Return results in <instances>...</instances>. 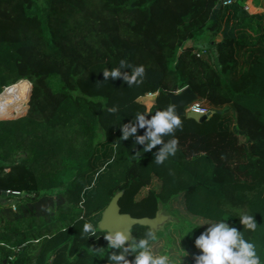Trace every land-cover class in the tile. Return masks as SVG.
Listing matches in <instances>:
<instances>
[{
  "label": "trees",
  "instance_id": "1",
  "mask_svg": "<svg viewBox=\"0 0 264 264\" xmlns=\"http://www.w3.org/2000/svg\"><path fill=\"white\" fill-rule=\"evenodd\" d=\"M245 6L0 0V94L27 109L0 105V191L8 192L0 194V264H108L106 231L80 233L85 220L98 225L119 191L121 212L135 218L170 210L176 197L190 215L240 231L238 216H254L257 229L244 237L264 264V12ZM121 59L145 67L141 84L104 81L102 71ZM185 87L211 115L181 116L178 150L157 165L161 146L143 152L121 138V126L138 111L150 118ZM176 223L193 245L201 231ZM149 228L136 224L132 234ZM154 231L171 243L166 230Z\"/></svg>",
  "mask_w": 264,
  "mask_h": 264
},
{
  "label": "clouds",
  "instance_id": "2",
  "mask_svg": "<svg viewBox=\"0 0 264 264\" xmlns=\"http://www.w3.org/2000/svg\"><path fill=\"white\" fill-rule=\"evenodd\" d=\"M104 81L122 78L128 87L138 86L143 82L145 67L143 65H132L125 59L119 61L118 66L105 68L103 71ZM109 113L115 114L118 108L113 106L107 109ZM152 112H136L129 123L121 126L122 139L134 138L136 145L143 146V152H150L157 145L161 147L153 153L154 163L163 164L178 150V140L173 135L175 130L182 127L180 116L175 112V106L170 104L164 109ZM139 129H144L142 135L137 134ZM165 137H171L165 140ZM240 223L243 231L231 226L223 219L210 220L203 225H208L194 239V246L199 254L194 255L195 264H261L260 256L257 254L256 245L244 237L245 231H255L257 222L254 216L240 214ZM199 223V221H197ZM103 224H94L85 220L81 227V237L88 238L96 236L97 229ZM197 228V227H196ZM192 224H186L184 231L192 232ZM107 240L108 264H171L169 254H156L152 242L158 240L157 233L149 228L140 236H133L131 229L108 230L104 234ZM98 249L97 251H99ZM133 259L129 260L128 257ZM182 253H177V264L182 260Z\"/></svg>",
  "mask_w": 264,
  "mask_h": 264
},
{
  "label": "rangeland",
  "instance_id": "3",
  "mask_svg": "<svg viewBox=\"0 0 264 264\" xmlns=\"http://www.w3.org/2000/svg\"><path fill=\"white\" fill-rule=\"evenodd\" d=\"M246 1V8L251 13L264 12V0H253L252 3L249 0ZM254 5L258 8H255ZM221 36H219V39ZM8 92V91H7ZM10 94V92H9ZM11 95V94H10ZM197 102V101H196ZM11 104L16 107V110L19 111V114H25L26 112L21 105L16 104L14 98L12 97L10 101L3 103V105ZM27 107V105H26ZM203 108L207 109L206 106L202 105ZM20 116V115H18ZM1 201V200H0ZM3 202H5L3 200ZM159 215L162 217V221L156 226L157 230H166L171 243L168 245L164 239H160L157 242L152 244L153 250L156 254H169L173 259L171 264H177V253H182L183 257L180 261V264H186L194 260V255L199 254V250L193 245H186V243L181 239L179 233V227L176 223V217H181L189 221L193 226L197 227L201 232L205 230L208 225H203V223L209 222L202 218H198L190 215L184 206L183 200L181 197H176L172 200L170 204V210L161 209ZM199 221V223H197Z\"/></svg>",
  "mask_w": 264,
  "mask_h": 264
},
{
  "label": "water",
  "instance_id": "4",
  "mask_svg": "<svg viewBox=\"0 0 264 264\" xmlns=\"http://www.w3.org/2000/svg\"><path fill=\"white\" fill-rule=\"evenodd\" d=\"M227 1L229 0H223V2H227ZM219 7L220 5H218L214 10L213 19L216 17ZM31 90H32V85H31ZM31 90H30V94H31ZM169 98H170V104L175 106V112L180 117L186 116L188 118H192L199 122H203L211 115V112L203 114L195 110L187 111V108L198 100V95L190 87H185L177 92L170 93ZM29 99L30 96L28 98L27 105ZM25 112H27V109ZM0 194L6 195L8 194V192L0 191ZM122 194L123 191L117 192L116 195L112 198L109 205L103 211L101 220L98 223V225L102 223L103 226L102 228L99 229L103 231H108V230L115 231L116 229H125V230L131 229L132 231L134 225L140 224V225L149 226L153 230H157L156 226L162 221V217L159 215V212L162 209V207H159L156 216L153 218L151 217L135 218L128 213L121 212V208L119 206V199L122 196Z\"/></svg>",
  "mask_w": 264,
  "mask_h": 264
},
{
  "label": "built area",
  "instance_id": "5",
  "mask_svg": "<svg viewBox=\"0 0 264 264\" xmlns=\"http://www.w3.org/2000/svg\"><path fill=\"white\" fill-rule=\"evenodd\" d=\"M231 1L232 0H229V1L224 2V3H229ZM246 8H248V7H246ZM189 110H195V111L201 112L203 114L208 113L207 109L203 108L201 106V104L199 102H196V101L187 108V111H189Z\"/></svg>",
  "mask_w": 264,
  "mask_h": 264
},
{
  "label": "bare ground",
  "instance_id": "6",
  "mask_svg": "<svg viewBox=\"0 0 264 264\" xmlns=\"http://www.w3.org/2000/svg\"><path fill=\"white\" fill-rule=\"evenodd\" d=\"M11 96L8 92H3L0 94V105L3 106V103L10 101L11 100Z\"/></svg>",
  "mask_w": 264,
  "mask_h": 264
},
{
  "label": "crops",
  "instance_id": "7",
  "mask_svg": "<svg viewBox=\"0 0 264 264\" xmlns=\"http://www.w3.org/2000/svg\"><path fill=\"white\" fill-rule=\"evenodd\" d=\"M249 2L252 3L253 0H249ZM254 7H255V8H258V7H256L255 5H254ZM262 11H263V10H261L260 12H262ZM0 200H1L0 202H3L4 199H0ZM4 201H6V200H4Z\"/></svg>",
  "mask_w": 264,
  "mask_h": 264
}]
</instances>
